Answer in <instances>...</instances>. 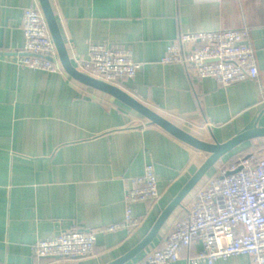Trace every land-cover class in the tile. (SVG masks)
Masks as SVG:
<instances>
[{
	"label": "crops",
	"instance_id": "obj_1",
	"mask_svg": "<svg viewBox=\"0 0 264 264\" xmlns=\"http://www.w3.org/2000/svg\"><path fill=\"white\" fill-rule=\"evenodd\" d=\"M71 62L87 58L90 44L125 46L142 63L118 86L192 135L224 142L264 126V0H50ZM38 0H0V264H106L149 231L207 154L176 139L112 96L65 71L16 64L23 42L22 15ZM249 28L258 78L228 86L198 79L185 65L160 62L180 33ZM192 44H186L189 49ZM264 148L243 142L218 161L184 198L152 243L125 264H138L161 246L174 222L216 170ZM251 155V154H247ZM264 156V155H263ZM154 167L159 198L135 203L142 223L133 231L101 228L123 220L124 192L133 177ZM77 225L97 231L93 252L77 258H36L31 245ZM199 243L181 249L173 264H189ZM244 254L214 264H249ZM205 264V263H201Z\"/></svg>",
	"mask_w": 264,
	"mask_h": 264
},
{
	"label": "built area",
	"instance_id": "obj_2",
	"mask_svg": "<svg viewBox=\"0 0 264 264\" xmlns=\"http://www.w3.org/2000/svg\"><path fill=\"white\" fill-rule=\"evenodd\" d=\"M21 28L24 42L16 64L23 69L63 72L38 4L23 10ZM186 44L192 45L185 49ZM88 51L87 58H75L76 68L114 85L132 79L142 67L125 46L90 44ZM160 62L185 65L198 79L212 78L222 86L258 78L246 26L180 33L167 45ZM131 183L124 192L123 220L99 231L135 230L142 218L133 215L132 206L159 198L153 165L146 164L143 174ZM96 234L72 225L53 237L37 239L30 250L38 259L85 257L94 250ZM196 242L201 249L188 258L189 264H214L241 254L250 257L249 264H264V156L242 155L219 167L198 189L190 210L174 222L164 243L149 250L138 264H173L181 249Z\"/></svg>",
	"mask_w": 264,
	"mask_h": 264
},
{
	"label": "water",
	"instance_id": "obj_3",
	"mask_svg": "<svg viewBox=\"0 0 264 264\" xmlns=\"http://www.w3.org/2000/svg\"><path fill=\"white\" fill-rule=\"evenodd\" d=\"M39 6L46 19L49 32L51 34L53 43L55 45L58 60L64 71L76 81L83 83L86 86L92 87L98 91L112 96L124 105L128 106L145 119L150 124H155L165 130L167 133L176 139L184 142L185 144L202 151L207 154L206 159L197 168L189 180L184 184L180 191L173 197V199L166 205L160 212L153 225L147 234L129 251L122 256L106 263V264H125L144 249H146L157 236L160 228L169 218L172 212L182 204L184 198L194 189L200 180L207 174V172L227 153L232 151L235 147L243 142L249 141L254 138H264V126H258L257 122L254 125L244 130L230 139L219 142L213 135V142L202 140L186 130L180 128L167 118L163 117L150 107L146 106L130 93L122 89L118 85H114L98 79L92 75L78 70L71 62L65 41L63 39L55 12L51 5L50 0H38ZM231 173V172H228Z\"/></svg>",
	"mask_w": 264,
	"mask_h": 264
},
{
	"label": "trees",
	"instance_id": "obj_4",
	"mask_svg": "<svg viewBox=\"0 0 264 264\" xmlns=\"http://www.w3.org/2000/svg\"><path fill=\"white\" fill-rule=\"evenodd\" d=\"M256 138H254V139H251V140H249V142H251L252 144H253V141L255 140ZM258 139V138H257ZM253 146V149L256 151V152H262L263 150H264V148L263 147H261L260 145H252ZM230 153V152H229ZM229 153H227V154H229ZM247 154H251V155H253L254 153H246V154H244V155H247ZM258 157H261V156H258ZM236 158H234L233 160H231V161H234ZM220 161V160H219ZM214 167V166H213ZM207 175V174H206ZM202 180V179H201ZM200 180V181H201Z\"/></svg>",
	"mask_w": 264,
	"mask_h": 264
},
{
	"label": "rangeland",
	"instance_id": "obj_5",
	"mask_svg": "<svg viewBox=\"0 0 264 264\" xmlns=\"http://www.w3.org/2000/svg\"><path fill=\"white\" fill-rule=\"evenodd\" d=\"M264 154H255L254 156H263ZM213 168V167H212ZM211 168V170H212ZM211 170H209V172H211Z\"/></svg>",
	"mask_w": 264,
	"mask_h": 264
}]
</instances>
